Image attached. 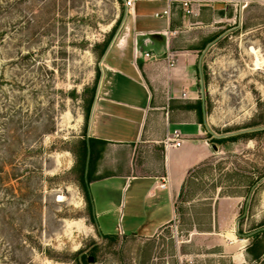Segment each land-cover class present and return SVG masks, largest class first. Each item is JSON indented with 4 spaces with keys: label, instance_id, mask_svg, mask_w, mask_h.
<instances>
[{
    "label": "rangeland",
    "instance_id": "374dc122",
    "mask_svg": "<svg viewBox=\"0 0 264 264\" xmlns=\"http://www.w3.org/2000/svg\"><path fill=\"white\" fill-rule=\"evenodd\" d=\"M211 6L190 44L217 149L170 225L121 232L145 218L133 185L111 195L124 215L102 217V233L81 181L85 103L113 52H134L133 13L126 0H0V264H264L248 254L253 234L264 246V0Z\"/></svg>",
    "mask_w": 264,
    "mask_h": 264
},
{
    "label": "crops",
    "instance_id": "0c3cea01",
    "mask_svg": "<svg viewBox=\"0 0 264 264\" xmlns=\"http://www.w3.org/2000/svg\"><path fill=\"white\" fill-rule=\"evenodd\" d=\"M189 1L191 15L177 0L170 18L157 19L168 0H135L131 12L136 52H113L115 58L106 65L111 79L100 87L88 132V138L106 143L96 163L98 179L90 183L102 233V217L124 215L111 195L124 194L133 185L142 196L145 218L134 214L121 232L156 234L170 225L190 171L214 155L206 118L203 126L197 113L199 104L205 111V99L195 67L200 46L190 44V38L199 33L197 25L210 24L199 18L201 12L215 1L229 0ZM169 55L176 60L174 67L168 66ZM176 131L185 142L167 149L166 140Z\"/></svg>",
    "mask_w": 264,
    "mask_h": 264
},
{
    "label": "trees",
    "instance_id": "16d2710c",
    "mask_svg": "<svg viewBox=\"0 0 264 264\" xmlns=\"http://www.w3.org/2000/svg\"><path fill=\"white\" fill-rule=\"evenodd\" d=\"M115 31V29H114ZM113 31V33H114ZM112 33V34H113ZM111 43V39L107 40L104 43L103 49H102V54L101 56L103 57ZM95 95H96V87L92 90V96L91 98L86 101L85 103V113H84V118H85V125H84V130H85V136L87 135L88 128L90 125V120H91V115H92V110L93 106L95 103ZM197 113L199 116V121L200 123L204 126V109L202 107V104H199L197 107ZM238 137H229V138H220V139H214L213 142L216 145H221L225 144L227 142H233L236 141ZM97 144H99L101 147L98 148ZM106 145L105 142H98L92 138L85 139L82 142V147H81V160H82V173H81V181H82V186L84 190V196L87 201L88 207L93 213V202H92V197L90 193V183L93 181L97 180L98 178L95 176L96 173V163L97 161L101 158L102 152L104 151V146ZM200 169V166L196 167L195 169L191 170L186 182H188L191 178L194 177V174ZM251 181V179H250ZM253 181V178H252ZM258 182H251L249 186V192L254 187ZM249 196V195H248ZM95 224V218H93V225ZM239 237H242L243 234L239 232L238 234ZM252 238V244L248 248V254L251 256V258L254 261H261L264 259V246H263V241L260 238V235L253 234L250 236Z\"/></svg>",
    "mask_w": 264,
    "mask_h": 264
},
{
    "label": "built area",
    "instance_id": "2783aa9c",
    "mask_svg": "<svg viewBox=\"0 0 264 264\" xmlns=\"http://www.w3.org/2000/svg\"><path fill=\"white\" fill-rule=\"evenodd\" d=\"M177 0H168V6L167 9L162 13V14H156L155 18L157 19H162L164 17L166 18H170L171 16V10L173 7V2H175ZM183 3L184 8L186 9V13L188 15L192 14V10L189 9V5L190 2L189 0H181ZM126 5L128 8L133 9L135 7V0H126ZM136 52V50H135ZM145 57L147 58H151V54H146ZM176 65V60L173 56L169 55L168 56V66L169 67H174ZM184 140L181 137V133L179 131H176L172 137L168 138L166 140L165 146L166 148H181L184 144ZM162 187H165V185H163Z\"/></svg>",
    "mask_w": 264,
    "mask_h": 264
},
{
    "label": "water",
    "instance_id": "95a60500",
    "mask_svg": "<svg viewBox=\"0 0 264 264\" xmlns=\"http://www.w3.org/2000/svg\"><path fill=\"white\" fill-rule=\"evenodd\" d=\"M215 149H217L216 147H215ZM92 261V260H91Z\"/></svg>",
    "mask_w": 264,
    "mask_h": 264
}]
</instances>
